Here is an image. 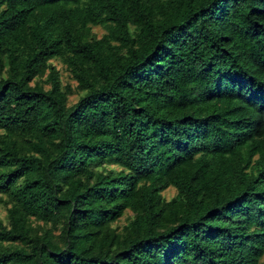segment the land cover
<instances>
[{
	"label": "trees",
	"instance_id": "16d2710c",
	"mask_svg": "<svg viewBox=\"0 0 264 264\" xmlns=\"http://www.w3.org/2000/svg\"><path fill=\"white\" fill-rule=\"evenodd\" d=\"M0 203V264H261L264 0H0Z\"/></svg>",
	"mask_w": 264,
	"mask_h": 264
},
{
	"label": "rangeland",
	"instance_id": "374dc122",
	"mask_svg": "<svg viewBox=\"0 0 264 264\" xmlns=\"http://www.w3.org/2000/svg\"><path fill=\"white\" fill-rule=\"evenodd\" d=\"M95 32L98 33L99 36H101L103 34V31L100 28H96ZM53 64L57 67V69H59L61 71V77H62L63 84L64 85H68V84L71 85L72 89L74 90L73 94L70 95V97H69V102H70V104L75 103L78 100L79 94H80V92L77 90V83L71 78L70 74L67 72V70L65 68V65L61 61L54 60ZM175 194H176L175 189H170V190L165 192V196L167 199H171ZM130 216H131V214L128 213L125 217H123L118 222V224L120 226L125 225L128 222V219ZM0 218L3 219L6 224H8L7 209L1 203H0ZM261 264H264V258H263Z\"/></svg>",
	"mask_w": 264,
	"mask_h": 264
}]
</instances>
